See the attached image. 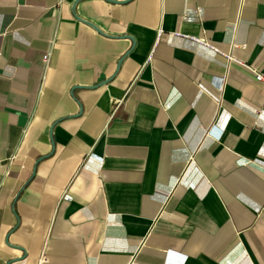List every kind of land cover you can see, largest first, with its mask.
Segmentation results:
<instances>
[{
    "label": "crops",
    "instance_id": "crops-1",
    "mask_svg": "<svg viewBox=\"0 0 264 264\" xmlns=\"http://www.w3.org/2000/svg\"><path fill=\"white\" fill-rule=\"evenodd\" d=\"M77 1L0 0V264H264V0Z\"/></svg>",
    "mask_w": 264,
    "mask_h": 264
},
{
    "label": "built area",
    "instance_id": "built-area-1",
    "mask_svg": "<svg viewBox=\"0 0 264 264\" xmlns=\"http://www.w3.org/2000/svg\"><path fill=\"white\" fill-rule=\"evenodd\" d=\"M50 57H51V53L48 52L47 54H45L43 56V62L45 63V65L49 64L50 61ZM232 61L238 62L235 59H232ZM240 65H242L243 67H245L247 70H249L251 73H253L255 75L256 80L258 81H264V76L259 73L254 67L247 65L245 63H240ZM218 81L220 82V84H222V82H224V78L218 79ZM48 261V258L44 255L41 259H40V263H46Z\"/></svg>",
    "mask_w": 264,
    "mask_h": 264
},
{
    "label": "water",
    "instance_id": "water-1",
    "mask_svg": "<svg viewBox=\"0 0 264 264\" xmlns=\"http://www.w3.org/2000/svg\"><path fill=\"white\" fill-rule=\"evenodd\" d=\"M79 1H82V0H78L77 2H79ZM113 2H116V1H113ZM87 24L88 25H90L91 27H93L96 31H98L99 33H102V31L100 30V29H98L95 25H93V24H91V23H88L87 22Z\"/></svg>",
    "mask_w": 264,
    "mask_h": 264
}]
</instances>
